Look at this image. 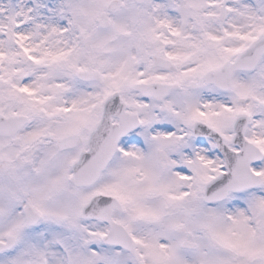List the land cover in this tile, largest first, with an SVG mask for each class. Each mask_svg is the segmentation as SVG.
<instances>
[{"label":"snow or ice","instance_id":"obj_1","mask_svg":"<svg viewBox=\"0 0 264 264\" xmlns=\"http://www.w3.org/2000/svg\"><path fill=\"white\" fill-rule=\"evenodd\" d=\"M0 264H264V0H0Z\"/></svg>","mask_w":264,"mask_h":264}]
</instances>
